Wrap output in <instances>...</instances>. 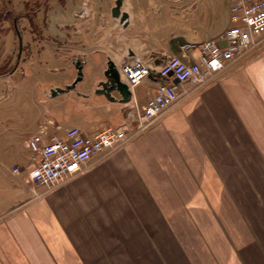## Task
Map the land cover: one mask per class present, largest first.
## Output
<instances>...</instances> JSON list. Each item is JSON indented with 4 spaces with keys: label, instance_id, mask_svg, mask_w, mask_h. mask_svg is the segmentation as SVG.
<instances>
[{
    "label": "crops",
    "instance_id": "1",
    "mask_svg": "<svg viewBox=\"0 0 264 264\" xmlns=\"http://www.w3.org/2000/svg\"><path fill=\"white\" fill-rule=\"evenodd\" d=\"M75 7L73 19H60L69 33L50 52L70 59L69 74L45 90L64 109L35 135L80 144L122 125L132 100L144 106L163 82L178 103L142 131L134 120L121 148L45 193L25 171L28 123L2 127L0 264H264V34L201 86L151 76L129 103L109 89V64L198 62V49L183 45L199 47L231 26L227 0Z\"/></svg>",
    "mask_w": 264,
    "mask_h": 264
},
{
    "label": "built area",
    "instance_id": "2",
    "mask_svg": "<svg viewBox=\"0 0 264 264\" xmlns=\"http://www.w3.org/2000/svg\"><path fill=\"white\" fill-rule=\"evenodd\" d=\"M227 3L231 26L223 34L199 47L183 45L184 50L198 49V62L188 63L170 57L160 66L152 67L136 57L124 64L119 72L129 88L131 99L133 90L151 76L201 86L209 76L225 69L255 47L259 36L264 34V0H227ZM156 91L144 106L132 100L122 125L101 130L80 144L67 143L57 135L45 133L28 139L25 147L30 155L25 171L29 181L45 193L82 174L96 157L103 158L121 148L131 137L129 126L134 120L137 124L135 132L142 131L178 103L171 84L163 82Z\"/></svg>",
    "mask_w": 264,
    "mask_h": 264
},
{
    "label": "rangeland",
    "instance_id": "3",
    "mask_svg": "<svg viewBox=\"0 0 264 264\" xmlns=\"http://www.w3.org/2000/svg\"><path fill=\"white\" fill-rule=\"evenodd\" d=\"M82 2L0 0V134H5L2 127L15 131L24 121L29 129L23 134L35 135L39 124L50 120L54 110L64 109L54 108L55 100L46 98L45 90L68 76L71 62L55 59L50 52L59 47L57 41L63 32L69 33L67 28H60V19H73L75 6ZM162 3L156 2L159 8ZM160 20L166 21L165 16ZM94 73L95 69L86 74L88 84Z\"/></svg>",
    "mask_w": 264,
    "mask_h": 264
},
{
    "label": "water",
    "instance_id": "4",
    "mask_svg": "<svg viewBox=\"0 0 264 264\" xmlns=\"http://www.w3.org/2000/svg\"><path fill=\"white\" fill-rule=\"evenodd\" d=\"M108 81L111 84L110 90L118 89L120 95L123 96L124 102H129L131 100V93L129 88L125 83H121V76L118 70L114 68L112 63L109 64V71L107 72ZM79 80H76L77 83Z\"/></svg>",
    "mask_w": 264,
    "mask_h": 264
}]
</instances>
